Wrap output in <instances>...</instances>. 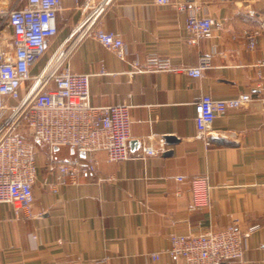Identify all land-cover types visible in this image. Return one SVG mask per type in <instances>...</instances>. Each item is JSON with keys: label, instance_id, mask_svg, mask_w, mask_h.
I'll return each instance as SVG.
<instances>
[{"label": "crops", "instance_id": "obj_1", "mask_svg": "<svg viewBox=\"0 0 264 264\" xmlns=\"http://www.w3.org/2000/svg\"><path fill=\"white\" fill-rule=\"evenodd\" d=\"M201 1L205 15L224 25L211 38L192 43L186 13L172 4L114 0L98 26L122 37L127 55L121 58L91 36L76 43L65 65L91 74L92 103L131 106V157L112 162L106 151H98L96 173L69 177L55 193L49 187L50 166L85 160L86 154L69 146L49 148L46 157L51 154L54 164L40 156L34 217L17 216L11 204H0V264H100L103 259L107 264H186L166 252L172 234L196 235L234 222L243 230L258 227L247 236L243 262L227 264H264V104L254 100L217 116L209 137L222 136L227 143L200 138L195 120V102L205 94H264V87L257 88L260 72L264 83V4ZM79 18L75 0H65L60 22L74 26ZM247 28L258 32L253 49ZM62 39H52L50 53ZM150 55L170 57L179 70L133 72V62L143 63ZM203 56L210 57L203 76L188 75L185 68L197 66ZM41 60L33 74L46 63ZM167 136L178 140L169 142ZM148 146L158 153L144 154ZM201 175L208 176L211 203L197 208L191 179Z\"/></svg>", "mask_w": 264, "mask_h": 264}, {"label": "built area", "instance_id": "obj_2", "mask_svg": "<svg viewBox=\"0 0 264 264\" xmlns=\"http://www.w3.org/2000/svg\"><path fill=\"white\" fill-rule=\"evenodd\" d=\"M114 0H75L80 18L72 36L76 43L91 36L104 47L124 58L127 46L119 35L98 26L99 18ZM172 4L185 12L190 41L211 38L224 25L205 15L201 0H154ZM264 4V0H251ZM65 0H0V204L9 203L17 216L33 218L34 184L39 162L38 144L50 149L69 146L86 154L85 160L54 164L51 154L46 160L54 172L50 190L59 193L68 178L79 174H93L98 170L94 154L104 150L108 160L121 162L131 157L129 141L132 136L131 106L125 103L95 105L91 101L89 73L73 72L65 65L71 50L56 63L53 58L58 47L38 74L32 68L39 62L60 31V17ZM248 47L257 45V30L244 31ZM73 46V47H74ZM264 64V63H263ZM210 65V57L203 56L197 66L185 68L192 77L203 76ZM133 72L178 71L168 56L150 55L142 63L133 62ZM257 88L264 87L263 74ZM257 100L264 104V94L240 93L232 98H214L209 94L195 102L198 135L210 143V131L217 116L230 109L241 108ZM144 154L158 150L145 147ZM183 180V178H178ZM193 206L204 208L211 203L208 176L191 179ZM257 224L243 230L238 222L221 229H210L196 235L172 234L166 252L183 257L186 264H224L243 262L247 236ZM157 258L159 254H152ZM98 263L107 264L106 259Z\"/></svg>", "mask_w": 264, "mask_h": 264}, {"label": "rangeland", "instance_id": "obj_3", "mask_svg": "<svg viewBox=\"0 0 264 264\" xmlns=\"http://www.w3.org/2000/svg\"><path fill=\"white\" fill-rule=\"evenodd\" d=\"M72 24L73 22L69 24L60 22V31L57 34V36L59 35L63 36V39L57 44V48L60 47L65 52L71 50V48H73L76 42V35L72 36L74 28L76 27V23L74 26H72ZM52 54L53 52L50 53V51L48 50V52L44 55L41 62L44 63L45 61H48V59L52 56ZM48 149H49V146H47L46 144H43V143L38 144V162L39 163H40V156H43V158L46 159V153Z\"/></svg>", "mask_w": 264, "mask_h": 264}, {"label": "water", "instance_id": "obj_4", "mask_svg": "<svg viewBox=\"0 0 264 264\" xmlns=\"http://www.w3.org/2000/svg\"><path fill=\"white\" fill-rule=\"evenodd\" d=\"M263 26H264V23H263ZM210 139L212 141H216V142H219V143H227L226 140L222 136H211ZM177 140L178 139L175 136H167V141H169V142L174 143V142H177ZM165 153L169 154V153H172V151H167ZM81 154L85 155L84 152H82ZM224 264H227V263H224Z\"/></svg>", "mask_w": 264, "mask_h": 264}, {"label": "bare ground", "instance_id": "obj_5", "mask_svg": "<svg viewBox=\"0 0 264 264\" xmlns=\"http://www.w3.org/2000/svg\"><path fill=\"white\" fill-rule=\"evenodd\" d=\"M65 55V51L62 52V54L55 60L54 63H56L58 60H61Z\"/></svg>", "mask_w": 264, "mask_h": 264}]
</instances>
